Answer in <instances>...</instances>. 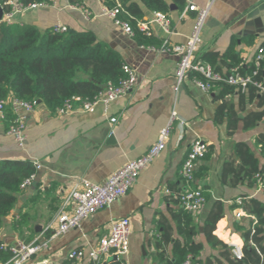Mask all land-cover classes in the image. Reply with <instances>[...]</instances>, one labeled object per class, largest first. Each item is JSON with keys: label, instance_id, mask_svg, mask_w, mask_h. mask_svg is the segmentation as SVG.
<instances>
[{"label": "crops", "instance_id": "crops-1", "mask_svg": "<svg viewBox=\"0 0 264 264\" xmlns=\"http://www.w3.org/2000/svg\"><path fill=\"white\" fill-rule=\"evenodd\" d=\"M191 1L198 7L207 2ZM82 2L84 8L73 7L68 0H50L44 7L14 14L13 21L32 24L40 32L56 24L67 30L91 31L135 71L136 84L111 103L108 115L101 109L58 115L37 103L26 115L27 137L23 147L17 146L0 117V163L37 161L41 165L32 185L19 188L10 214L1 218L0 244L49 240L48 247L27 264H90L86 258L68 261L67 254L95 246L109 233L113 220L126 217L131 223L128 253L122 258L108 256L101 264H158L160 254L164 259L170 258L172 245L163 244L161 234L167 228L173 239L180 238L172 213L178 209V196L187 187L181 178V166L191 144L200 139L206 143L207 152L196 163L195 171L200 176L194 183L208 194V199L193 213L199 229L195 240L204 245L202 258L216 254L206 243L201 227L212 203L220 201L224 204V216L216 223L213 235L229 247L236 245L242 249L244 240L234 225H246L248 215L240 204L255 197L264 203V193L255 184L250 186L244 177L248 162L243 156L246 148L258 158L260 168L264 167V97L252 95L249 90L218 97L219 88L206 93L189 77L174 92V55L139 45L103 13L101 0ZM183 10L168 15L169 36L155 24L149 25L151 34L173 44L185 43L195 15L188 12L181 17ZM153 14L146 11L143 21L148 22ZM249 36L253 39L250 45L244 40ZM233 42L241 57L237 66L251 60L259 50L264 59V0L214 1L202 29L197 56L201 58L204 52L222 53ZM226 72L222 69L221 74ZM223 103L227 104L229 118L217 123L215 113ZM172 111L184 125L175 121L165 149L140 172L127 194L84 219L80 228L51 238L57 213L73 208L70 194L78 180L104 183L126 162L140 157L156 142ZM109 117L116 121L111 123ZM238 144L243 145L239 152Z\"/></svg>", "mask_w": 264, "mask_h": 264}, {"label": "trees", "instance_id": "trees-1", "mask_svg": "<svg viewBox=\"0 0 264 264\" xmlns=\"http://www.w3.org/2000/svg\"><path fill=\"white\" fill-rule=\"evenodd\" d=\"M9 1H16L21 7L40 2L50 4V0H0L3 17L12 10ZM68 2L73 7L84 8L82 0ZM101 3L106 9L119 6L117 19L129 24L136 42L141 46L157 49L163 40L153 34L147 35L138 28V23L145 17V12H161L168 16L171 13L170 5H174L177 11L183 10L186 6L185 0H101ZM3 17L0 19V102L6 103L3 109L6 127H9L14 117L9 106L11 99L40 102L54 113L56 108L72 97L91 100L106 84L118 85L124 79L125 74L122 70L124 62L121 55L105 42L97 40L91 31L60 32L53 26L40 32L32 24L13 20L6 22ZM244 40L248 45L253 41L251 36ZM236 46L233 42L224 52H204L201 58L209 61L214 72L221 73L222 69L228 72L241 63ZM256 55L239 66L242 74H251L255 69ZM260 67L256 78L264 83V60ZM193 76L200 78L195 73L189 74V77ZM216 88L220 89L218 97L239 92L235 87L225 83L212 82L211 91ZM249 91L252 95L257 93L253 88ZM227 108L226 103L218 106L215 122L220 123L224 117L229 118ZM230 123L228 127L232 126ZM261 148L264 154V143ZM242 149V144L236 146L237 152ZM243 156L248 162L244 177L250 186L256 185L254 176L263 172L264 167L260 168L258 158L246 148L243 149ZM34 171L31 162L0 163V225L1 218L9 215L15 205L16 193L21 182ZM199 176V172L195 171L192 188H199L194 183ZM203 194L207 200L208 194L204 190ZM176 202L178 209L172 213V217L180 238L173 239L170 231L164 228L161 242L171 243V257L164 259L160 254L158 264H183L188 257L191 261L201 264H264V203L258 198H249L240 204L248 215V220L246 225H234L244 240L239 260L232 255L231 247L213 235L216 223L224 216L222 202L212 203L201 227L206 243L216 252L204 258H202L204 245L195 240L199 229L194 223V214L182 208L179 196ZM157 247L160 249V244ZM9 257L8 253L0 250L2 263Z\"/></svg>", "mask_w": 264, "mask_h": 264}, {"label": "built area", "instance_id": "built-area-1", "mask_svg": "<svg viewBox=\"0 0 264 264\" xmlns=\"http://www.w3.org/2000/svg\"><path fill=\"white\" fill-rule=\"evenodd\" d=\"M186 7L181 13V17L188 12L194 13V24L190 35L183 44H173L167 38H164L160 48H155L160 52L169 53L176 57V67L174 72L175 84L174 92H178L181 85L190 73H195L200 78L189 77L193 84L206 93L212 90V82H221L233 86L240 93H246L250 88L256 90L258 94L264 97V83L257 79L260 70V63L264 60L262 50L258 51L255 57V69L251 74H242L239 66L231 68L227 73L221 74L214 72L209 62L197 56V48L201 44V33L210 8L215 0H207L205 6L198 7L191 0H185ZM12 10L9 14L4 15L6 22H11L16 13H21L29 9L44 7L47 4L40 2L28 7L19 6L16 1H9ZM119 6L113 9H104L103 13L111 18L115 24L119 25L125 33L132 36V30L128 23L117 19ZM86 14V13H85ZM88 16V14H86ZM155 24L167 36L171 34V22L169 17L161 12L153 14L148 22L138 23V28L145 31L147 35L151 34L149 25ZM55 29L60 32L67 31L65 26L56 24ZM125 77L118 85L110 83L103 87V90L91 100H83L80 97H72L66 100L60 107L56 108L55 114L67 115L75 112L92 113L101 109L104 115H108L109 107L112 102L125 96L130 92L135 84V71L127 64L122 67ZM38 102L11 99L9 106L13 114L8 128V134L19 147H23L26 141V124L25 119L28 113H31ZM4 101L0 102V117L4 118ZM177 115L171 112L167 124L159 131L157 140L148 150L140 157L130 160L114 171L104 183H93L85 178H80L78 184L72 189L70 199L73 202V208L70 212L60 210L54 219V232L51 238L60 236L69 230L78 229L84 219L93 216L97 211L108 208L119 198L127 194L131 187L137 181L140 172L148 166L164 149L166 141L173 129ZM109 121L114 123L115 117H109ZM179 121V120H178ZM180 125H184L182 120ZM207 152V145L200 139L194 140L190 150L186 155L181 166V178L186 184V189L179 195V202L182 208L188 212L196 213L206 202L203 190L192 188L196 163L202 159ZM34 173L26 177L20 184V189L31 186L35 180L36 172L41 168L37 161H33ZM256 186L259 191L264 193V171L257 173L255 176ZM131 234V223L129 218H119L113 220L110 225L109 233L101 237L95 246L89 249H74L68 252V261H79L84 258L88 259L90 264H101L108 256L122 258L128 253L129 239ZM49 240L25 242L18 240L14 244H0V250L10 255L9 259L2 264H27L29 260L48 247ZM232 255L236 259L242 256V249L239 246H231ZM125 264V263H122ZM183 264H201L197 261H191L188 257Z\"/></svg>", "mask_w": 264, "mask_h": 264}, {"label": "water", "instance_id": "water-1", "mask_svg": "<svg viewBox=\"0 0 264 264\" xmlns=\"http://www.w3.org/2000/svg\"><path fill=\"white\" fill-rule=\"evenodd\" d=\"M170 10H171V11L176 10L175 6H174V5H170ZM2 16H3V15H2L1 8H0V19H2ZM38 103H40V102H38ZM111 137H112V136H110V140H111ZM200 231H201V229H200Z\"/></svg>", "mask_w": 264, "mask_h": 264}]
</instances>
